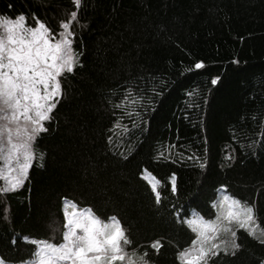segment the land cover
I'll return each instance as SVG.
<instances>
[{
	"label": "trees",
	"instance_id": "1",
	"mask_svg": "<svg viewBox=\"0 0 264 264\" xmlns=\"http://www.w3.org/2000/svg\"><path fill=\"white\" fill-rule=\"evenodd\" d=\"M72 10V0H0V15L24 13L28 25L38 18L54 31ZM71 27L80 64L60 77L24 183L0 192V259L37 262L33 241L61 243L62 207L72 202L102 224L118 216L128 254L147 251L149 264H181L176 253L194 236L174 210L212 218L234 196L264 227V0H82ZM130 82L151 105L121 120L127 109L112 105ZM145 169L159 181L160 204ZM237 234L241 249L214 264L264 258V245Z\"/></svg>",
	"mask_w": 264,
	"mask_h": 264
},
{
	"label": "snow or ice",
	"instance_id": "2",
	"mask_svg": "<svg viewBox=\"0 0 264 264\" xmlns=\"http://www.w3.org/2000/svg\"><path fill=\"white\" fill-rule=\"evenodd\" d=\"M72 4L73 10L66 19L59 21L55 31L38 18H34V26L28 25L24 13L17 14L15 18L0 15V28L6 27V34L0 32V156L6 141L9 148V183L13 190L24 183L34 159L32 143L39 132L46 130L44 122L51 118L50 113L62 95L61 75L72 73L74 67L80 64V55L73 48L75 33L71 26L78 22V8L82 0H72ZM193 67L201 68L202 61H196ZM217 80L218 77L213 76L211 83L216 84ZM146 90L153 96L158 95L154 86ZM145 103L151 105V99L139 90L138 85L130 82L112 107L127 109L120 117L122 120L125 116L138 115L134 106ZM113 127H116L115 123ZM12 155L16 156L15 167L11 166ZM143 171L147 170L141 171V177L148 182L155 203L160 204L158 179L149 172L152 180L157 182L153 183L143 176ZM169 182L175 193V173L169 177ZM220 188L224 189L225 186L220 185ZM3 191L6 189L0 187V192ZM228 199L227 212H217L212 218L206 219L201 215L191 219L173 211L176 222L185 225L194 234L191 241L176 253L181 264H214L221 254L234 257L242 247L238 242L237 230H243L258 244L264 245V227L260 226L252 206L248 204L242 207L241 201L234 196ZM212 207H216L214 202ZM62 211L65 219L61 243L33 241L39 245V260L34 264H114L116 261L149 264L147 251L138 257L137 249L128 254L127 248L132 241L118 216H109L107 221L111 223L106 221L102 224L90 208L77 209L75 202L65 204ZM121 243L124 247H121ZM161 246L160 240L151 242V248L157 252ZM0 264H5V261L0 259ZM258 264H264V258H260Z\"/></svg>",
	"mask_w": 264,
	"mask_h": 264
},
{
	"label": "rangeland",
	"instance_id": "3",
	"mask_svg": "<svg viewBox=\"0 0 264 264\" xmlns=\"http://www.w3.org/2000/svg\"><path fill=\"white\" fill-rule=\"evenodd\" d=\"M0 32H3V33L6 34V27L5 28H0ZM4 144H5V147H4L2 156H0V159H2V161H3L2 163H0V171L3 172V175L1 177L3 178L4 188L7 189V190H11L12 188H11V185L9 183L10 175H9V171H8L9 166H10V164H9V156H8L9 148H8V145H7V142L6 141L4 142ZM10 159L13 162L11 164V166L12 167H15V163L14 162L16 160V156L15 155H12V157ZM27 172H28V170H27ZM26 176H27V174H26ZM26 176H25V178H26ZM21 185H19V186H21ZM77 231L80 232L79 229ZM80 234H82V232H80Z\"/></svg>",
	"mask_w": 264,
	"mask_h": 264
}]
</instances>
